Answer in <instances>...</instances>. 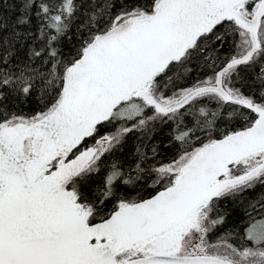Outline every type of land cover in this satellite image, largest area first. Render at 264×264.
I'll return each instance as SVG.
<instances>
[{
  "label": "snow or ice",
  "instance_id": "obj_1",
  "mask_svg": "<svg viewBox=\"0 0 264 264\" xmlns=\"http://www.w3.org/2000/svg\"><path fill=\"white\" fill-rule=\"evenodd\" d=\"M0 30V264H264V0H21Z\"/></svg>",
  "mask_w": 264,
  "mask_h": 264
},
{
  "label": "trees",
  "instance_id": "obj_2",
  "mask_svg": "<svg viewBox=\"0 0 264 264\" xmlns=\"http://www.w3.org/2000/svg\"><path fill=\"white\" fill-rule=\"evenodd\" d=\"M20 4L21 0H0V14L8 13L12 20L15 19L16 16L20 15ZM11 5H15V7H9ZM18 27H21L18 25ZM33 31L35 28V18H33ZM7 30H0V36L4 34Z\"/></svg>",
  "mask_w": 264,
  "mask_h": 264
}]
</instances>
